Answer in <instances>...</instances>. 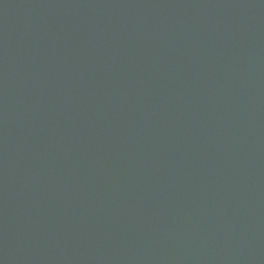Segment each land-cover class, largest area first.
<instances>
[{
	"label": "water",
	"instance_id": "obj_1",
	"mask_svg": "<svg viewBox=\"0 0 264 264\" xmlns=\"http://www.w3.org/2000/svg\"><path fill=\"white\" fill-rule=\"evenodd\" d=\"M0 264H264V0H0Z\"/></svg>",
	"mask_w": 264,
	"mask_h": 264
}]
</instances>
